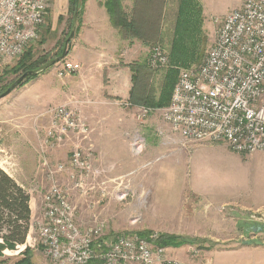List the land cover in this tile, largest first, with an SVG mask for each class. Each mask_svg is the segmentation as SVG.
I'll list each match as a JSON object with an SVG mask.
<instances>
[{
    "label": "rangeland",
    "instance_id": "obj_1",
    "mask_svg": "<svg viewBox=\"0 0 264 264\" xmlns=\"http://www.w3.org/2000/svg\"><path fill=\"white\" fill-rule=\"evenodd\" d=\"M177 1L173 0V7L167 14L169 22L158 18V27L167 25L168 34L163 33L161 27V38L154 37L148 43L149 48L155 44L165 48L169 66L153 70L148 65L143 69V79L154 89V96L158 100L168 82L166 79L169 71H176L175 82L166 88L172 95L180 72L203 62L214 43L220 22L236 7L239 0H215L206 9L196 0L195 14L189 15L188 20L184 19L179 30L183 40L179 52L185 56V62L193 53L205 52L199 62L187 66L172 65L170 61L173 33L176 35ZM73 16L70 9L64 16L57 7H53L52 0L46 23L41 27L39 37L29 46L30 50L27 52V49L17 57L3 59L0 65V95L25 72V68H17L23 59L26 65L44 60L47 63L62 53L71 33ZM65 61L71 60L67 56L26 83L27 77L25 83L0 98V167L31 193V223H35L42 214V197L49 185L40 164V139L49 125L47 112L65 102L54 90L55 87L65 85L63 80L67 75L63 78L58 75V69ZM46 77L53 91L44 99L40 96L45 89V80L40 82V79ZM162 108L151 112L142 123L134 113L127 111L124 126L128 131H136L135 137L131 140L128 134L116 133L113 143L118 144L113 147L112 142L104 140L106 135L99 128L100 119L86 116L91 128L88 136L72 135L64 145L50 150L48 159L53 163L68 164L76 144L91 148L97 173L91 182L95 185L96 176L99 182L109 179L107 184L112 189L107 198L97 204L99 215L108 224L102 236L108 238L104 242H110L124 233H170L207 241L181 246L198 263L204 260L205 264H255V257L262 258L264 255V151L246 154L232 150L225 142H185L181 135L172 132L164 122ZM120 141L123 144L119 145ZM67 176L66 172L59 173L60 181L68 182ZM96 184L99 190L101 183ZM176 190L189 197L185 198L183 209L169 202L162 203L157 197L160 192ZM115 191H121L124 196L120 197L121 194ZM76 192L73 200L82 220L86 222L94 208L93 202L100 197L94 199L91 191L88 195ZM181 216L186 217L182 219ZM177 219L184 222L174 223ZM260 226L263 228L259 229ZM174 227H177L176 230H173ZM215 237L220 238L219 242ZM28 247L31 249L33 264H53L43 252L35 226L30 227L24 244L4 251L0 264H18ZM205 247L213 252L238 248L242 254L232 259L215 258V254L211 255ZM194 249L198 251L196 254Z\"/></svg>",
    "mask_w": 264,
    "mask_h": 264
},
{
    "label": "built area",
    "instance_id": "obj_2",
    "mask_svg": "<svg viewBox=\"0 0 264 264\" xmlns=\"http://www.w3.org/2000/svg\"><path fill=\"white\" fill-rule=\"evenodd\" d=\"M240 1L220 22L203 62L180 72L162 118L185 142H225L238 153L250 154L264 151V0ZM51 5L52 0H0V65L5 57L23 54L39 37ZM147 63L153 70L168 67L165 48L153 45ZM79 70V64L65 61L58 75ZM154 110L138 105L137 120L144 122ZM47 113L50 121L40 139L39 157L49 185L42 214L31 227L37 228L48 259L53 264H88L93 258L102 264H190L171 256L168 247L155 245L151 239L158 237L156 232L151 239L124 233L99 242L108 224L98 211L93 209L87 224L79 222L73 197L76 191L88 195L94 188L91 148L76 144L68 164L51 162L48 152L72 135L86 138L90 124L73 103H60ZM62 172L68 174L66 183L60 181ZM100 191L96 203L107 198L105 188Z\"/></svg>",
    "mask_w": 264,
    "mask_h": 264
},
{
    "label": "crops",
    "instance_id": "obj_3",
    "mask_svg": "<svg viewBox=\"0 0 264 264\" xmlns=\"http://www.w3.org/2000/svg\"><path fill=\"white\" fill-rule=\"evenodd\" d=\"M69 1L53 0V7H57L59 12H62L66 16L69 9ZM199 1L206 9L207 5L215 0ZM240 3L241 1L239 0L236 7L240 6ZM172 4L173 0H121L122 11L125 13V16H127L129 21H134L136 24L137 32L135 33L134 31L129 32L114 24L112 14L107 6V0H86L85 2V8L78 22L76 35L71 42L68 54V59L79 64L80 70L67 75L63 80L65 85L55 87L54 90L63 102L73 103L80 107L85 116H94L100 119L101 125L99 128L106 135L104 140L109 143L112 142V147L118 144L113 143L116 133H120L121 135L123 133L125 135L128 134L131 140L135 137L134 133L136 131L133 129L128 131L124 126L126 124V114L132 112L136 115L137 113L138 105L133 104L130 99L134 86L133 75L135 70H139L143 64H148L147 59L151 48H149V40L147 38L152 37L156 32L158 33V15H161L163 22L167 23L170 21L168 20L169 16L167 14L172 9ZM65 9L67 11H64ZM144 23H147V25L144 26ZM154 23L155 31L153 28L150 29ZM161 27H163V33H166L167 25L163 24ZM48 79V77L40 79V82L45 80V89L40 96L44 99L53 91L52 84ZM127 103H132V105H126ZM101 119L104 120L102 121ZM139 130L141 131V128ZM121 144H123V141H120L119 145ZM131 149L133 151V148ZM179 168L182 171V168ZM95 179L96 183H101L99 185L100 189H96L97 184L95 183L94 185L91 182V185L94 186L91 190V197L94 199L98 198V196L100 197V190L102 188H105L109 195L112 189H110L107 183L110 180L103 179L99 182L97 176ZM115 193L120 195L121 191H115ZM123 196L121 194L120 197ZM157 197L162 203L169 202L178 209H183L185 207V198H189L177 190L176 192L170 193L160 192ZM97 200L93 202V206L96 208L95 210L100 212L98 203H96ZM89 217L90 215L88 219ZM181 217L185 219L186 216ZM88 219L86 222L83 221L78 209L79 222L87 224ZM183 222L177 219L174 223L180 224ZM173 226H176V224H173ZM178 227L182 228L180 225ZM176 228L174 227L173 230H176ZM222 239L225 240L228 238ZM215 240L219 242L220 238L215 237ZM168 249L170 255L175 258L187 260L190 264H205L204 260L199 263L195 259L193 260L184 247ZM210 250L206 249L211 255L215 254V258L232 259L242 254L238 248L217 250L214 252ZM192 257L195 258V256ZM254 263L264 264V255L262 258L255 257Z\"/></svg>",
    "mask_w": 264,
    "mask_h": 264
},
{
    "label": "trees",
    "instance_id": "obj_4",
    "mask_svg": "<svg viewBox=\"0 0 264 264\" xmlns=\"http://www.w3.org/2000/svg\"><path fill=\"white\" fill-rule=\"evenodd\" d=\"M178 0V9L176 13L177 18V26H176V35L173 33V45L170 53V61L172 65H190L191 63H197L203 56V53L195 52L189 58L187 62H185L184 55L181 51L180 45L183 42L180 34V27L183 23L184 19L188 20L189 15H194L196 0ZM86 0H70L69 1V9L72 11L73 15L76 10L79 8V16L80 17L84 11ZM198 2V1H197ZM198 4V3H197ZM107 6L109 11L112 14L113 22L115 25L122 27L123 29L128 30L129 32H137L136 24L134 21H129L125 13L122 11L121 0H107ZM198 7V5H197ZM191 8V10H190ZM189 11V12H188ZM158 18H161V15H158ZM159 22V21H158ZM147 23H144L146 26ZM155 23L153 27L155 31ZM157 31V30H156ZM156 34V35H155ZM160 31L158 29V33H154L152 37H148L150 40L154 37L160 36ZM29 48V47H28ZM27 48V49H28ZM26 49V50H27ZM30 49L27 50V52ZM47 60L38 62V64L32 63L30 65H26L24 63V59L22 63L17 66L19 69L25 68V71L30 69H36L39 66L46 63ZM190 61V62H189ZM139 66V65H138ZM148 64H143L139 70H135L133 75L134 86L131 91V101L136 105H145L154 109L162 108L168 105L171 101L172 95L170 92H167V86H171L172 82L176 80V71H169L167 75V83L163 88L160 99H156L154 96V89L149 87L148 83L144 81L143 69L146 68ZM17 72V69H16ZM44 72V71H43ZM42 73V72H41ZM40 73V74H41ZM39 74L30 75L25 80V82H29L31 79L38 77ZM178 81V79H177ZM176 81V83H177ZM24 81L21 83H25ZM175 83V85H176ZM174 85V87H175ZM174 89V88H173ZM173 92V91H172ZM32 219V207H31V194L30 192L21 185L13 176L8 174L3 168L0 167V257L4 256V251L6 249H15L18 245L24 244L27 240ZM252 227V226H251ZM153 232L144 231L139 232L138 234L151 239V235ZM108 238L102 237L99 242H104ZM153 243L157 246L163 247H181L183 245H193L197 243H203L206 240L199 239L196 237H188L170 233H159L156 239H151ZM93 247L98 250V245L95 243ZM205 249H210L205 247ZM30 248L28 247L24 252V257L18 262V264H33L32 255L30 252ZM88 264H102V261L99 258H93Z\"/></svg>",
    "mask_w": 264,
    "mask_h": 264
},
{
    "label": "water",
    "instance_id": "obj_5",
    "mask_svg": "<svg viewBox=\"0 0 264 264\" xmlns=\"http://www.w3.org/2000/svg\"><path fill=\"white\" fill-rule=\"evenodd\" d=\"M79 11L80 9L78 8L76 10V12L74 13L73 16V23H72V29H71V33L69 35V37L67 38L65 45H64V49L62 51V53L55 57L54 59L50 60L49 62L43 64L42 66L36 68V69H30L25 71L18 79H16L7 89L6 91H4L1 95L0 98L10 94L18 85H20L28 76L30 75H36V74H40L41 72L49 69L50 67L54 66L55 64L61 62L62 60H64L69 53L70 47H71V42L72 40L75 38L76 35V30H77V26H78V16H79Z\"/></svg>",
    "mask_w": 264,
    "mask_h": 264
},
{
    "label": "flooded vegetation",
    "instance_id": "obj_6",
    "mask_svg": "<svg viewBox=\"0 0 264 264\" xmlns=\"http://www.w3.org/2000/svg\"><path fill=\"white\" fill-rule=\"evenodd\" d=\"M262 228H263V227H261V226L259 227V229H262Z\"/></svg>",
    "mask_w": 264,
    "mask_h": 264
}]
</instances>
